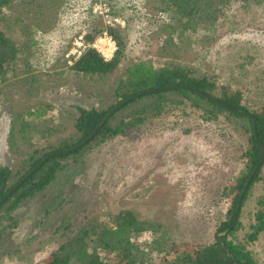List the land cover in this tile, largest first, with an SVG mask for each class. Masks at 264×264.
<instances>
[{"label": "rangeland", "instance_id": "374dc122", "mask_svg": "<svg viewBox=\"0 0 264 264\" xmlns=\"http://www.w3.org/2000/svg\"><path fill=\"white\" fill-rule=\"evenodd\" d=\"M73 1V8L88 4V0ZM121 1L124 7L132 2L140 7L141 12L137 13L140 19L131 21L134 23L128 30L122 66L99 80L76 77L68 71L71 65L67 64L65 54L81 48L80 35H84L85 45H91L106 33H99L88 43L85 36L92 27H125L123 17L113 18L112 8L107 4L100 2L92 6V15L97 16L93 20H81L75 12L62 18L57 9L48 12L44 8L46 14H37L35 19L24 16L13 26L7 22L11 28L6 32L19 39L25 38L20 36L21 27L23 31L24 27L37 23L34 38L40 42L30 49L39 58L38 63L28 59L30 75L0 87V166L16 173L23 159L21 153H30L70 136L78 108L106 107L113 99L112 92L128 61L150 60L154 67L162 66L165 59L159 41L145 36L155 20L154 14H150L152 7L145 5L147 0ZM43 3L52 7V2ZM120 13L125 10L121 9ZM142 13L147 15L141 17ZM86 22L91 23L90 28L80 33L81 24ZM215 25L208 39L202 44L182 47L180 56L177 54L173 60L187 65L195 75H204L219 86L240 91L245 104L264 106V4L248 7L234 4L218 15ZM183 39L188 44L193 41ZM59 46L67 50L53 67V55ZM114 49L115 53L116 44ZM150 101L142 99L114 113L112 125L142 118V111ZM36 104L48 111L47 118L36 120L37 130L32 132L30 142L23 145L17 140V147L15 142L11 146L9 136L16 114ZM167 118L171 123L180 120L176 115ZM142 121L136 124L141 125ZM233 121L219 115L216 121L203 122L198 115H192L181 117L179 122L181 128L189 123L188 134L180 128L172 130L174 126L170 123L159 135L132 125L124 129L123 135L105 143L93 142L72 160L64 162L68 169L50 190L27 197L11 211L7 206L0 209V264H48L70 230L76 231L87 219L106 220L107 214L122 209H132L147 221L163 223L166 232L177 240L190 243L211 240L215 224L225 219L229 208L225 189L235 185L245 166L242 154L247 148V134L241 121L238 124ZM29 143L33 146L26 150ZM247 197L239 216L240 227L228 240L242 243L255 264H264V229L254 240L248 238L256 223V213L264 212V162ZM71 199L76 201L74 205H66ZM145 237L141 236L138 242L148 241ZM107 257L113 264H124L112 255Z\"/></svg>", "mask_w": 264, "mask_h": 264}, {"label": "trees", "instance_id": "16d2710c", "mask_svg": "<svg viewBox=\"0 0 264 264\" xmlns=\"http://www.w3.org/2000/svg\"><path fill=\"white\" fill-rule=\"evenodd\" d=\"M43 1L48 4L52 2V7L49 5L46 7ZM216 1L219 3L215 0L145 1V5L152 7L150 14H154L155 18L150 23L145 36L159 41L162 56L165 59L162 66L154 67L150 60L128 61L123 66L118 83L112 92L113 99L106 107L100 110L78 108V116L72 121L73 132L70 136L57 139L55 144L35 148L30 153L27 151L21 153L23 159L19 161L16 173H12L8 167L0 166V200L22 177L31 172V175L0 204V209L7 206V209L11 211L27 197L50 190L68 169V165H64L67 159L72 160L93 142L105 143L109 139L123 135L124 129L132 125L144 127L159 135L162 134L166 124L168 126L170 123L174 126L172 130L180 128L188 134L189 123L186 122L187 126L181 128L179 123L181 117L189 118L192 115H198L203 122H208L216 121L219 115H223L237 124V121H241L244 124L241 127L243 126L244 133L247 134V148L242 154L245 159L244 171L236 179L234 186L225 189V192L228 191L225 198H229V208L225 212V219L215 224L213 238L197 243L177 240L166 232L163 223L147 221L132 209H122L111 215L107 214L106 220L105 218L103 221L98 218L87 219L76 231L70 230L68 238L64 239L48 264H113L112 259L107 255H112L115 260L124 264H255L250 259L245 246L232 239L228 240V237H233L240 227L239 216L242 205L248 198L250 188L258 179L264 162L260 164L261 147L264 148V106L254 107L245 104L240 91H231L228 86L217 85L213 79L204 75H195V72L187 65L173 60L178 57L182 47L193 43L202 44L203 40L208 39L210 33L216 29L218 15L232 5L242 4V7H248L264 4V0ZM100 2L112 8L110 15L113 18L123 17L126 25L125 27L107 26L102 29L92 27L85 38L88 43H92L96 35L106 32L116 44L117 50L114 56L105 61L94 49L88 48L70 67H67L68 71L76 77L82 76L85 79L97 77V80L114 74L122 66L127 49L128 30L132 28L133 18L140 19L137 17V13L141 12L140 7L133 2L124 7L121 0L115 2L114 0H88V4L82 8H73V0H0V87L7 82L10 83V80L30 75L28 59H34L37 63L39 60L30 51L40 42L34 38L37 23L24 27L23 31L21 27L20 36L25 38L19 39L12 38L6 32L11 28V25L7 24L8 21L12 22L13 26L24 16L35 19L37 14H46L44 8L48 12H50L49 9H57L62 18H67L75 12L80 15L81 20L82 18L93 20L97 16L92 15V6ZM121 9L125 10V13L121 14ZM146 15L142 13L141 17ZM141 21V23L144 22L143 19ZM89 24L91 23L81 24L80 33L90 28ZM200 31L204 34L199 33ZM183 38L193 39V41L188 44ZM66 50L64 51L60 46L57 48L52 59L53 67L60 61ZM169 57L171 60H168ZM149 90L156 91L146 93ZM142 99L151 100L144 107L142 118L113 126L111 121L114 114H112L105 123L101 124L105 115L119 103L129 100L115 113ZM167 100L169 104L166 107L164 104ZM187 103L190 105L183 107ZM181 106L183 108H178ZM174 108L177 109L173 110ZM147 110H150V113H147ZM23 111L16 114L10 133L11 140L9 136V142L11 146L15 142V148L17 140L23 145L30 142L32 132L37 130L36 120L47 118L48 112L39 104L28 106ZM170 115L179 116L180 120L171 123L167 118ZM140 121L143 123L137 125L136 123ZM100 124L94 137L83 146L76 148ZM32 146L29 143L26 150ZM64 151L67 153H61ZM253 171L255 173L244 191L246 181ZM75 202L71 199L66 205L73 206ZM58 209L63 207L58 206ZM255 220L256 223L251 227L253 232L248 236L249 240H254L257 233L264 229V212H257ZM143 235L149 240L138 242Z\"/></svg>", "mask_w": 264, "mask_h": 264}, {"label": "built area", "instance_id": "2783aa9c", "mask_svg": "<svg viewBox=\"0 0 264 264\" xmlns=\"http://www.w3.org/2000/svg\"><path fill=\"white\" fill-rule=\"evenodd\" d=\"M105 12L107 11L105 10ZM106 35H107L106 33L103 34V37L99 38L96 42H94L91 45H85L83 41L84 35L83 34L80 35L78 37V40L82 41L81 48L79 49V47H76L74 49H71L65 54V59L67 64L72 65L82 55V52L85 50L86 47L87 49L88 48L94 49L105 61L112 59L115 50L114 49L115 43L108 35L107 36Z\"/></svg>", "mask_w": 264, "mask_h": 264}, {"label": "water", "instance_id": "95a60500", "mask_svg": "<svg viewBox=\"0 0 264 264\" xmlns=\"http://www.w3.org/2000/svg\"><path fill=\"white\" fill-rule=\"evenodd\" d=\"M160 90V89H159ZM153 91H156V90H149V91H146V93H150V92H153ZM129 100H126V101H123L121 103H119L116 107H114L113 109H111L106 115L105 117L103 118L101 124L105 123V121L112 115L115 113V111L121 107H123L126 103H128ZM101 124L93 131V133L84 141H82L76 148H79L81 146H83L87 141H90L94 135L96 134L97 130L100 128ZM252 124H253V129H254V120L252 121ZM261 151H262V158H261V161H260V164L264 161V148L261 147ZM61 153H67V151H64V152H61ZM61 153H57V154H61ZM40 166V165H38ZM36 170V169H35ZM255 171L252 172V174L250 175V177L248 178V180L246 181V184H245V187H244V191L246 190V188L248 187L249 185V182L252 178V176L254 175ZM31 175V172L27 173L24 177H22L20 179V181H18V183L0 200V204L7 198L9 197L20 185L23 181H25L29 176ZM221 239V236L219 237Z\"/></svg>", "mask_w": 264, "mask_h": 264}]
</instances>
